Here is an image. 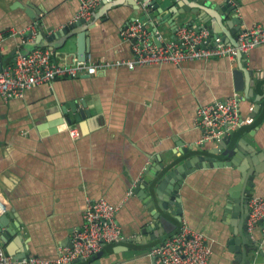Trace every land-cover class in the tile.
I'll return each mask as SVG.
<instances>
[{"label": "crops", "instance_id": "obj_1", "mask_svg": "<svg viewBox=\"0 0 264 264\" xmlns=\"http://www.w3.org/2000/svg\"><path fill=\"white\" fill-rule=\"evenodd\" d=\"M138 1L140 9L134 8L135 0H104L96 8L89 31L95 63L134 58L131 41L123 40L121 32L146 17V12L152 15L144 20L149 30L155 21L165 41L177 33L171 22L179 28L194 19L192 27L203 26L200 17L204 13L191 10L200 6L195 1L160 0L165 13L160 19L153 16L146 0ZM226 1L209 0L213 4ZM79 8L80 0H0V59L12 63L38 38V48L54 47L57 63L72 64L78 58L76 39L64 48L61 42L52 45L46 36L40 37L39 30L47 29L50 34L64 28L74 22ZM238 15L244 30L256 24L264 27V0H240ZM230 23L227 14L215 34L226 44H233L239 36L232 32L236 25ZM32 26L34 35L26 37ZM245 61L243 92L235 89L233 71L238 59L214 57L181 66L110 67L95 75L57 78L28 90L23 98L5 100L0 95V201L6 207L3 214L10 218L4 231L11 232L0 244V255L22 259L28 252L44 259L57 258L60 250L73 247L76 232L84 227L89 201L105 198L122 204L117 217L124 240L103 247L101 264H155L149 256L151 249L174 235L184 221L209 237L213 250L209 264H231L235 259L229 249L232 220L238 225L242 215L225 219V206L230 190L241 181L238 168H206L188 176L180 191L182 220L161 210L156 198L158 212L170 223H166L169 231L154 239L153 228L148 227L155 222L153 212L133 190L148 168H168L186 158L188 148L189 155L225 160L221 153L210 152L220 143L203 142L204 134L195 125L200 105L238 96L243 117L257 116L253 124L234 131L233 140L246 136V150L252 149V142L258 150L264 148V115L260 116L264 44L250 51ZM72 102L91 114L69 124L65 106ZM257 104L261 105L259 112L254 111ZM73 128L79 130L78 137L70 134ZM146 191L155 195L152 186ZM254 195L264 198V173L255 179ZM252 233L261 244L251 253V264H264V219ZM91 258H78L71 264H91Z\"/></svg>", "mask_w": 264, "mask_h": 264}, {"label": "built area", "instance_id": "obj_2", "mask_svg": "<svg viewBox=\"0 0 264 264\" xmlns=\"http://www.w3.org/2000/svg\"><path fill=\"white\" fill-rule=\"evenodd\" d=\"M104 0H80V8L74 19L90 21L96 8ZM34 30L32 26L31 31ZM123 40L131 41L134 58L114 63H95L94 56L87 54L86 61L75 58L72 64H60L54 60L55 51L37 48L29 53H20L12 63L4 64L0 72V95L5 100L23 98L28 90L55 81L57 78H77L95 75L110 67L134 69L148 65L173 64L181 66L187 62L225 57L232 61L238 54L247 55L254 48L264 44V27L256 24L245 29L237 38V44H226L220 37L212 35L208 28L196 30L184 24L177 29L176 38L165 41L159 30L151 34L145 21L135 20L121 32ZM154 37L158 39V45ZM254 117H243L238 96L216 100L200 105L195 125L203 132V142L220 143L227 136L247 124H253ZM78 137L77 128L70 131ZM249 231L264 219V198L251 196L249 201ZM122 204L114 205L105 198L90 200L83 214L84 227L76 232L72 248L60 250L57 258L44 259L37 256L14 259L5 253L0 255V264H71L78 258L88 259L98 254L106 244L124 240L118 213ZM6 211L0 201V217ZM213 250L209 237L184 221L179 230L162 244L149 252L155 264H209Z\"/></svg>", "mask_w": 264, "mask_h": 264}, {"label": "water", "instance_id": "obj_3", "mask_svg": "<svg viewBox=\"0 0 264 264\" xmlns=\"http://www.w3.org/2000/svg\"><path fill=\"white\" fill-rule=\"evenodd\" d=\"M135 9H140V3L138 0ZM146 6L148 8H152L154 10L153 16L160 19L165 17L164 8L162 7V3L160 0H146ZM164 1V0H163ZM185 1V0H182ZM195 1L200 6L195 7L191 10L193 12L204 13L202 17H200L203 26L194 27L196 30H201L204 28H208L212 31V35L215 36L218 30L219 22L226 18V15H230V21L232 24L236 25V31L233 29L232 32L240 34L244 31L242 29L243 20L238 15V4L240 0H227L223 4H213L209 2V0H189ZM134 4V3H133ZM180 5V3H178ZM186 10H189L187 5H184ZM212 9L213 11H210ZM28 14L32 16L33 19H37L36 14L27 9ZM146 17H152L151 14L146 12ZM146 17L139 19L140 21H144ZM214 19L215 21L213 22ZM96 20V16L90 21H86L81 19L79 21H74L73 23L66 25L64 28L57 30L52 33H48L47 29L39 30V36H46L52 45L54 43H60V46L67 48L72 41V39H76L77 41V54L79 61H86V56L91 52V42L89 38L90 28L93 26L92 22ZM194 19L190 21V25L192 26V22ZM173 24L172 31L175 33L178 29L177 22H171ZM36 27L39 28V25L36 24ZM151 34H154L158 31L155 21L151 23ZM232 27V26H231ZM34 32L26 33V37H32ZM176 36H173L175 39ZM155 42L160 45V42L157 38L154 37ZM223 40V39H222ZM224 41V40H223ZM40 40L36 38V40L30 43L27 48L29 53L31 50L38 48L40 45ZM63 44V45H62ZM233 44H237V39ZM54 49V47H52ZM238 59V67L234 69V81H235V89L237 92H243L246 82H245V71L244 68L247 67L246 55L240 53L237 56ZM4 67L3 61L0 59V72ZM251 97H254L253 95ZM250 98V97H248ZM84 105L87 107L86 103ZM260 104H257V107L254 108V111L259 112ZM65 112L69 115L67 121L69 124H73L74 122H81L85 117L89 116L91 113L87 108L79 107L78 103L72 102L70 104H66ZM253 116H257L253 114ZM65 127H62L61 130H64ZM248 141V137H244L239 141L233 140V135L227 136L223 139L218 147H215L210 152L214 155L222 154L225 157V160H219L215 156H204V155H189L191 148L186 149L184 152L185 155H188L180 162H176L172 164L170 167L161 166L158 167L155 165L153 168H148L146 170V175L139 182L138 186L133 190L134 193L138 194L148 205L151 212H153V216L155 222L148 226L149 228H153L152 239L163 236L165 231H169L167 229L166 223H170V220L161 212H158L156 207V198L159 200V208L166 213L171 214L178 220H182L183 216V204L182 197L180 194L181 188L184 185L185 180L200 169L206 168H223V167H231L235 166L241 173V181L238 185L234 186L232 190H230V197L225 206V219L232 220V218L236 217L238 213L242 215L241 220H239L238 225L236 222L232 220L233 227L231 228V232L233 237L229 240V249L231 252L235 253V259L231 262V264H251V253L252 251L260 246L261 242H257L254 240V235L248 228V220L250 217V207L249 201L251 198V193L255 190V179L264 173V148L260 151L257 149L256 143L252 144V149L250 151L244 148V142ZM161 170L162 173H159ZM152 186L155 190V195L149 194L147 192V187ZM242 191L240 198L238 199V192ZM239 204V205H238ZM239 211V212H238ZM9 216L7 214H3L0 217V244L4 243L11 235L9 230L4 231V228L8 226ZM104 256V251H100L98 254L91 258V264H101V259ZM30 254L27 252L25 258H29ZM84 260V259H82Z\"/></svg>", "mask_w": 264, "mask_h": 264}, {"label": "trees", "instance_id": "obj_4", "mask_svg": "<svg viewBox=\"0 0 264 264\" xmlns=\"http://www.w3.org/2000/svg\"><path fill=\"white\" fill-rule=\"evenodd\" d=\"M264 115V101L262 105V109L260 110V116L262 117Z\"/></svg>", "mask_w": 264, "mask_h": 264}]
</instances>
